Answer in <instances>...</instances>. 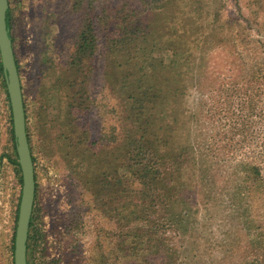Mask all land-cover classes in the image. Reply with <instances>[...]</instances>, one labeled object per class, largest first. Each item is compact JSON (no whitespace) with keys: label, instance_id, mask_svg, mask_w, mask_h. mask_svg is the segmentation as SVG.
<instances>
[{"label":"rangeland","instance_id":"rangeland-1","mask_svg":"<svg viewBox=\"0 0 264 264\" xmlns=\"http://www.w3.org/2000/svg\"><path fill=\"white\" fill-rule=\"evenodd\" d=\"M135 1L8 0L34 159L27 264H264V180L245 179L252 176L251 168L264 179L263 101L223 87L242 67L260 62L261 48L251 41H264V0H148V12L138 18L143 46L155 47L145 57L167 65L166 42L179 53L178 69H159L153 81L143 77L161 89L166 75L182 76L180 86H172L178 104H167L166 121L159 120L157 130L158 148L168 152L166 163L174 174L162 204L138 198L123 207L118 200L127 198L118 197V188L126 196L142 190L136 177L119 168L124 158L118 145L130 130L119 120L128 82L123 71L137 74L143 53L109 50L115 29L102 31L103 9L123 6L122 15H129ZM86 20L92 22L90 38ZM252 22H258L259 33ZM218 23L227 30L223 37H218ZM240 24L245 30L232 40L243 44L238 56L227 48L230 28ZM81 39L94 45L90 54L73 52ZM180 54L188 60L185 66ZM10 121L0 77V264H12L22 186L20 169L11 163ZM248 122L250 131L242 133ZM172 201L176 204H166Z\"/></svg>","mask_w":264,"mask_h":264},{"label":"trees","instance_id":"trees-1","mask_svg":"<svg viewBox=\"0 0 264 264\" xmlns=\"http://www.w3.org/2000/svg\"><path fill=\"white\" fill-rule=\"evenodd\" d=\"M156 0L153 1L155 3ZM148 0H137L135 3L131 4L133 5L134 9H132L131 13L129 15L123 14L122 10L123 6H116L113 11H109L108 9H103V16L105 21L103 22V32H106L109 28H114V33L111 35L112 39L108 40L110 44L107 41V45L109 46V50L113 52L115 55L119 54L120 51H126V55L129 56L132 52L133 53H143L141 60V66L138 69V73L134 74L132 71H123V75L125 79H128V82L126 83V88L123 92L125 96V104L122 105L121 112L119 115V120L121 126L123 124H126L128 126L129 130V136L125 138L123 141L124 145H118L119 148L122 146L123 148V160H120L121 164L119 168L121 170H124L127 174H131L133 177H136L142 184V190L137 195H130L126 196V191L124 189L118 188L117 193L118 197L127 198V200H118L120 202H124L123 207L126 203L131 202L132 200L138 199V198H144V199H150L152 198V202L157 204H162L163 202L161 199H164V196H161L163 194V191L165 188H168L166 185L170 183L169 176L174 174V172L171 171V165L169 163H166L165 156L168 154V152L165 150L158 148L157 141H161L160 134H157V130L161 127L158 124L159 120L166 121L165 116H167V113L169 109L166 108L167 104H171V108H174V106H177L179 101V94H177L178 90H174L172 88L173 84L176 85L181 84L178 78H182V76H170L166 75L164 77V81L161 85V89L155 88L154 86H151V82H143V77L146 79L152 78V81L157 78V73L159 69H178L179 62H178V50L174 46L173 43H165L162 50L170 52V58L168 60L167 65L164 66L163 60L157 59V58H148L145 57L148 53H153V49L155 47V44H150V48H146L143 46V43H145L146 38L143 37V33L141 32V20L138 18L139 15H142L143 13L148 12L147 4ZM107 5V2L104 3ZM117 8V9H116ZM238 15H242L241 12L238 11ZM259 15V13H258ZM258 18V16H256ZM135 19L132 22V19ZM87 21V30L90 31L92 26L91 20ZM6 24L7 28L9 30V17H8V11L6 15ZM221 23H218V25ZM254 28L248 27V29H253L256 31V33H259V24L258 22H252ZM121 26V27H120ZM232 29V30H231ZM97 30V29H94ZM245 30V27L239 25L237 26V30L235 27L232 26L230 28V41L229 46L227 48V51L231 52L232 55H238L240 56L239 47L240 49L244 51L243 44H234L232 40L234 38L239 39V36H241V32ZM227 30L222 28L219 25V36L223 37L224 33ZM92 34V30L86 38H90ZM10 35V33H9ZM106 36V35H105ZM142 36V38H141ZM217 37V38H218ZM85 40V39H84ZM140 40L141 45L140 46ZM217 40V39H216ZM240 42V40H239ZM85 45H83V40L81 39V44H77V48L73 51L76 52H83V55H88L93 50V44L90 41H85ZM248 41L245 44L248 45ZM252 46H260L261 48V56H260V62L257 65L251 66V67H242L240 69V72H237L235 74V78L230 80L227 84H223V87L225 86H232L230 88V93L234 94L235 92L242 89L245 96L250 99L252 95L257 97L260 101H263L264 106V41L263 39H258L251 41ZM237 46V47H236ZM257 53V52H256ZM15 57V56H14ZM134 57V56H132ZM129 57V58H132ZM145 57V59H143ZM159 60L160 63L157 64V61ZM180 60L181 65L183 64L185 66L186 62L188 61L184 56L180 54ZM118 61V60H117ZM116 61V62H117ZM132 62V59H130ZM17 70H18V64L17 60L15 58ZM115 63V60H114ZM120 66V64H118ZM169 67V68H168ZM191 67H188L187 69H190ZM186 69V70H187ZM148 74V75H147ZM238 75V76H237ZM0 77L3 79L2 74V68L0 64ZM237 77V78H236ZM192 80V77H190ZM201 85L200 89H204L206 84L202 82H198ZM155 83H152L154 85ZM148 86H151L148 88ZM213 87V86H212ZM222 87V86H221ZM163 88V90H162ZM214 93L217 91L216 88L213 87ZM246 93L249 95V97L246 95ZM243 94V95H244ZM231 98V97H230ZM166 104V105H165ZM202 105V101L201 104ZM165 109V110H164ZM11 111V110H10ZM248 113H250V110H246ZM210 116H212L213 113H208ZM203 115V114H201ZM244 116V115H243ZM206 117V116H203ZM246 119L247 117L244 116ZM260 117L262 118V121H264V108H261L260 110ZM205 120V118H204ZM11 127H12V121H10ZM248 127H244V123H241L239 126L242 133H245L247 131H250L251 123L248 122ZM236 126V124H235ZM232 127V126H231ZM170 125H167L164 133L169 134L170 132ZM12 138L14 141L13 136V130L11 128ZM168 136V135H167ZM165 136L164 138H166ZM28 140V137H27ZM15 143V142H14ZM164 143L162 145V148L164 147ZM264 143V141H263ZM29 144V141H28ZM124 146V147H123ZM30 148V147H29ZM264 150V149H263ZM124 151L128 152L127 155L132 156L131 159L129 157L125 159L124 157ZM264 158V155L262 156ZM32 161L34 163V159L32 157ZM170 162V159H169ZM11 163L19 170L18 165V158L16 154V150L14 148V159L11 160ZM251 168V175L246 176V178L250 179L251 181L257 182V181H263V177L261 175V172L257 169ZM255 172V175L252 173ZM167 176V181L165 182L164 177ZM159 197H158V194ZM167 205L170 204V206L176 204V201H172L170 203H166ZM18 210V208H17ZM16 210V211H17ZM134 215H137L136 212L132 211ZM131 214H129L130 216ZM128 216V217H129ZM128 224L130 222L126 221ZM32 226V217L30 221V228ZM30 228H29V235L28 240L30 239ZM133 230V226H132ZM135 235L138 237V233L135 232ZM156 247V245L152 246ZM27 250H28V243H27ZM12 252V264H13V246L11 248Z\"/></svg>","mask_w":264,"mask_h":264},{"label":"water","instance_id":"water-1","mask_svg":"<svg viewBox=\"0 0 264 264\" xmlns=\"http://www.w3.org/2000/svg\"><path fill=\"white\" fill-rule=\"evenodd\" d=\"M8 0H0V63L10 103L12 130L21 172V196L13 243V264H27V242L34 207V164L30 152L22 89L6 24Z\"/></svg>","mask_w":264,"mask_h":264}]
</instances>
